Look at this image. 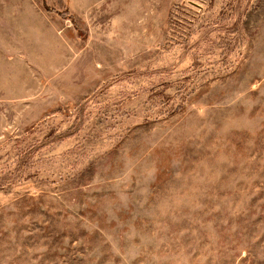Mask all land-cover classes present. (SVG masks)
I'll list each match as a JSON object with an SVG mask.
<instances>
[{
    "label": "rangeland",
    "instance_id": "obj_1",
    "mask_svg": "<svg viewBox=\"0 0 264 264\" xmlns=\"http://www.w3.org/2000/svg\"><path fill=\"white\" fill-rule=\"evenodd\" d=\"M0 264H264V0H0Z\"/></svg>",
    "mask_w": 264,
    "mask_h": 264
}]
</instances>
